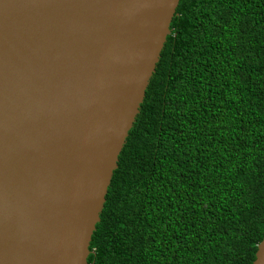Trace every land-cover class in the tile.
<instances>
[{
	"label": "trees",
	"instance_id": "16d2710c",
	"mask_svg": "<svg viewBox=\"0 0 264 264\" xmlns=\"http://www.w3.org/2000/svg\"><path fill=\"white\" fill-rule=\"evenodd\" d=\"M87 264H251L264 233V0H179Z\"/></svg>",
	"mask_w": 264,
	"mask_h": 264
},
{
	"label": "water",
	"instance_id": "95a60500",
	"mask_svg": "<svg viewBox=\"0 0 264 264\" xmlns=\"http://www.w3.org/2000/svg\"><path fill=\"white\" fill-rule=\"evenodd\" d=\"M178 1L0 0V264H87Z\"/></svg>",
	"mask_w": 264,
	"mask_h": 264
}]
</instances>
